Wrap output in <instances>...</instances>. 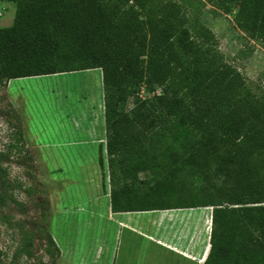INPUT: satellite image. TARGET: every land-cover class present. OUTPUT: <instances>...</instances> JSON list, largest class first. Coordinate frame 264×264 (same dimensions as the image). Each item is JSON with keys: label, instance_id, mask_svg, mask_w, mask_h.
<instances>
[{"label": "trees", "instance_id": "1", "mask_svg": "<svg viewBox=\"0 0 264 264\" xmlns=\"http://www.w3.org/2000/svg\"><path fill=\"white\" fill-rule=\"evenodd\" d=\"M7 1L14 13L0 27V86L100 70L105 153L108 166L118 167L108 175L110 212L242 205L236 215L248 220L249 248L253 255L264 251L249 220L264 211L245 206L264 203V96H254L223 61L196 16L185 23L181 8L194 7L190 0ZM217 2L233 12L240 30L264 40V0ZM139 87L149 97L119 110ZM157 117L172 143L157 136ZM141 144H147L143 152ZM146 157L163 172L141 193L133 181L145 165L152 167ZM188 179L200 186L188 188ZM44 237L48 250L53 243Z\"/></svg>", "mask_w": 264, "mask_h": 264}, {"label": "rangeland", "instance_id": "2", "mask_svg": "<svg viewBox=\"0 0 264 264\" xmlns=\"http://www.w3.org/2000/svg\"><path fill=\"white\" fill-rule=\"evenodd\" d=\"M217 1L190 0L194 7L183 4V19L189 24L196 16L213 34L223 61L239 72L254 96L262 97L264 40L240 30L233 12L224 13ZM13 13V3L0 0V27L11 24ZM100 77L94 68L15 78L0 86V264H182L166 247L114 228L121 214L107 209L108 175L118 174V167L108 166L96 141L103 130ZM150 94L139 87L119 110L128 112ZM162 124L157 117V136L172 143ZM146 147L141 144L140 152ZM147 159L152 167L145 165L133 181L141 193L163 172ZM192 181H186L188 188L200 186ZM241 206L222 203L125 215L134 217L139 231L178 249L187 246L184 232L195 230L191 246L206 264H264V251L253 255L249 248L248 220L236 215ZM245 206L264 211V203ZM183 218L190 223L179 222ZM249 220L251 233L264 245V214L256 211ZM46 234L53 243L48 250Z\"/></svg>", "mask_w": 264, "mask_h": 264}, {"label": "crops", "instance_id": "3", "mask_svg": "<svg viewBox=\"0 0 264 264\" xmlns=\"http://www.w3.org/2000/svg\"><path fill=\"white\" fill-rule=\"evenodd\" d=\"M48 75H50V74H48ZM100 75H101V73H100ZM30 77H33V76H30ZM21 78H23V77H21ZM101 98H102V88H101ZM100 110H102V112H103V105L100 106ZM96 138H97L96 141H98L100 143V145H99V147H101L100 150L104 151V153H105L104 122H103V130H102V132H100V134L98 136H96ZM101 144H102V146H101ZM107 209L109 210V202L107 205ZM110 213L111 214H121V216H118L117 219L115 220V222H113L114 228L116 231L119 232L121 230H125V231H128L129 233H134L135 235L143 236L145 239H148L149 241H152L154 243L162 245V246L166 247L167 249H169L170 251L174 252L176 254V257H178V260L182 261V264H206L204 261H202V258L197 257L196 250H195V244H192L194 246V248H193V246H191V243H192L191 238L192 239L195 238V235H196L195 230L193 232H190V231L184 232L183 235H184L185 239L188 238V240L185 242L184 245H187L188 247L184 246L183 249L182 248L178 249V248H175L174 246L170 245L169 243H167L165 241L154 238L153 236H151L149 234H146V233L139 231L137 229V227H135V226H138L139 223L135 221L134 217L129 216V215H125V213H127V212H116V213L110 212ZM162 219L164 220V218H162ZM148 221H149V219L145 223H149ZM179 222L190 223V218L186 219V220L184 218H183V220L180 219ZM134 223L136 225H134ZM195 225H196V221H194V226ZM163 238H165V236ZM161 264H168V263L162 262Z\"/></svg>", "mask_w": 264, "mask_h": 264}]
</instances>
